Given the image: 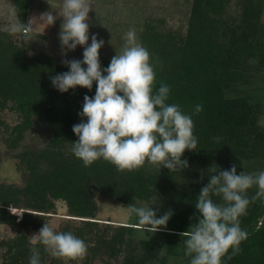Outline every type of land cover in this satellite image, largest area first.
<instances>
[{"label":"trees","instance_id":"16d2710c","mask_svg":"<svg viewBox=\"0 0 264 264\" xmlns=\"http://www.w3.org/2000/svg\"><path fill=\"white\" fill-rule=\"evenodd\" d=\"M15 2L17 21L27 24L28 1ZM263 2L194 0L185 38L175 39L171 34L160 33L152 21L145 25L142 42L155 63L154 91L161 82L168 84L171 91L167 103L178 104L194 121L198 147L197 151L184 152L182 159L188 162L202 161L216 148L230 149L238 172L245 165L264 159V129L258 125L260 107L225 96V90L242 77L244 62L259 50H254V40ZM31 48L26 46L21 50L0 38V110H16L24 120L15 127L20 129L16 140L22 138L23 130L31 123L44 119L54 138L41 156L27 152L17 156V169L30 174L24 187L0 186V225L10 227L16 234L0 243L4 249L2 264H29L34 245L26 232L39 231L45 222L56 218L58 203L67 207L70 218H65L56 231L72 232L86 242L88 251L76 260H63L46 253L44 246L37 244L42 264H98L99 261L112 264L120 258V264H150L159 258L160 251L149 239L136 238L139 228L101 221L98 197L126 205L136 199L146 200L161 182L171 183L175 172L168 170L167 175L157 176L146 165L121 172L103 160L86 167L72 153L65 156L52 150L51 147L64 142L72 147L71 143L78 140L73 126L82 120L79 113L84 96H94L97 85L94 82L91 90L77 87L67 93L59 92L51 78L69 71L65 60H52L45 54L31 59L27 55ZM109 63L104 61L102 68ZM197 104L203 106L199 114L194 112ZM46 160L52 164L51 168L42 171L37 165ZM254 194L248 192L249 197ZM212 198L221 201L220 197ZM240 222L248 238L241 243L238 255L230 260L225 257V264H264V200L251 203ZM182 229L179 231L183 232ZM169 248L172 254V246ZM145 251L150 253L143 255ZM166 260L159 262L166 264Z\"/></svg>","mask_w":264,"mask_h":264},{"label":"clouds","instance_id":"9594fccd","mask_svg":"<svg viewBox=\"0 0 264 264\" xmlns=\"http://www.w3.org/2000/svg\"><path fill=\"white\" fill-rule=\"evenodd\" d=\"M90 10L89 0H62L59 13L63 17L59 33L62 50L74 51L77 46H83L84 50L82 60L64 61L69 71L52 77L53 87L67 93L77 87L91 90L94 82L97 85L94 96H84L79 113L82 120L73 126L78 140L71 143L72 154L86 167L103 160L121 172L147 164L180 173L189 166L182 159L184 152L197 151L198 147L192 115L182 111L178 104L167 103L171 91L168 84L161 82L154 91L155 63L134 29L126 33L123 50L102 68L99 53L104 40L92 35L88 43ZM57 17L51 10L43 13L39 22L32 19L25 24L20 20L11 25V32L24 33L27 40L33 21L49 26ZM202 110L203 106L197 104L194 112L199 114ZM210 169L213 172L209 175L210 182L202 187L195 203L197 223L180 233L189 264H225V257L230 260L238 255L241 243L248 238L240 217L251 203L264 200V170L237 174L235 164L227 170L216 165ZM253 187L256 192L249 197L248 191ZM213 196L220 197L222 203L215 202ZM157 199L156 194L151 197L152 201ZM155 203L144 202L141 206L131 203L124 207L127 216L135 217L145 234L166 228L174 214L169 210L158 216L153 208ZM30 240L34 247L29 264H42L37 244L63 260H76L88 251L83 239L70 231H56L46 222Z\"/></svg>","mask_w":264,"mask_h":264},{"label":"rangeland","instance_id":"374dc122","mask_svg":"<svg viewBox=\"0 0 264 264\" xmlns=\"http://www.w3.org/2000/svg\"><path fill=\"white\" fill-rule=\"evenodd\" d=\"M97 1L100 3L98 5L103 12L99 16L97 15L99 8L98 11L96 10V14L93 12L94 10L89 12L90 38L88 43H91L92 35L104 40V46L99 53L101 64L104 61H111L116 53L119 54L123 50L124 38L130 29L135 30L139 42L143 44V35L146 32L145 25L148 21H152V24L162 34H171L175 39L185 38L189 30L194 3V0H110L109 3H107L109 0ZM45 6L43 7L45 12L50 11L47 5ZM261 13L258 34L254 40V50L257 48L259 50H256L254 56L244 62L242 77L225 90V96L227 99H244L252 105H258L261 110L258 125L264 129V2ZM38 17L40 16L38 15ZM60 17L61 15H58L57 19ZM105 19L109 21L108 24L103 23ZM112 21L116 25H111ZM16 22L17 20H15ZM11 25L13 23L10 20L0 18V38L21 50H25L26 46H32L27 53L31 59H35L41 54L48 55L52 60L64 59L70 61L83 59V46H77L74 51L62 50L59 35L56 34L61 29L59 24L54 23L48 28L40 24L44 28L33 29V32L27 34V40L24 33H12ZM9 107H11V104ZM23 122L24 120H22L16 110L11 108L0 110V186L14 185L18 188L24 187L30 174L22 172L21 168L17 169V166H15L18 163L17 156L25 152L41 156L54 138L53 131L50 129L47 120L44 119L33 122L26 128L24 127L26 130H23L22 138L16 140L20 129L16 130L15 127L21 126ZM221 139L222 137L218 138V142ZM51 148L56 152L63 153L65 156L72 153L68 142ZM234 157L230 149L216 148L213 154L207 155L204 160H192L188 162L189 166L180 173L175 172L171 183L161 182L159 187H154L151 197L156 194L158 196L157 202L152 201L151 197L146 200L136 199L133 203L136 206H141L144 202H156L153 208L157 210L158 216L169 210L173 211L174 214L169 220L167 227L155 234H145L137 226L136 218L127 216L124 207L128 205L120 201L110 200L104 196L98 197L100 205L99 217L105 223L112 221L116 225L139 228L136 238L138 240L149 239L154 244L155 249L160 251L159 258L153 259L150 264H161L159 260L161 261L163 258L167 259L166 264H189V258L184 255L183 239L180 236L182 232L179 231L180 227H183L182 231L186 232L191 225L197 223L198 213L195 203L202 187L210 182L209 175L213 174L210 168L216 165L219 169L222 167L230 169L235 164L236 158ZM50 165L52 164L46 160L39 162L37 167L42 171H46L51 168ZM146 168L157 176L167 175L168 173V169L163 167L160 170L158 166L146 164ZM258 170H264V159L256 160L248 166L245 165L243 171L254 172ZM239 173L237 171V174ZM255 189L253 187L248 192L254 194ZM219 203H222V201ZM8 210L16 214L11 208ZM58 213L59 215L55 216L56 218H53L49 223L54 230H58L66 221L65 218H70L67 216V207L62 203H58ZM182 218L185 219L184 223H182ZM37 232L35 229H30L26 233L30 239ZM15 236V232L10 227L0 225V243ZM169 246H172V254ZM3 253L4 249L0 247V264H2ZM149 253L150 251H145L143 255ZM121 262L122 258L118 262L113 261L111 263L120 264ZM98 264L104 263L99 261Z\"/></svg>","mask_w":264,"mask_h":264},{"label":"crops","instance_id":"0c3cea01","mask_svg":"<svg viewBox=\"0 0 264 264\" xmlns=\"http://www.w3.org/2000/svg\"><path fill=\"white\" fill-rule=\"evenodd\" d=\"M30 6V12L28 13V17H27V23L32 20L35 19L36 21L39 20V16L42 15V13L45 12V9H43V7H46L45 5H47L48 9H50V11L52 10L54 12V15H56V13L59 15L60 10H61V5H62V0H27ZM110 0L107 2L109 3ZM90 6H91V11L95 12L96 14V10L98 11V8L100 9L99 5L100 4L97 0H89ZM43 11V12H42ZM103 12L102 9H100L98 11V16L99 14ZM0 18L1 19H8L11 21V23H15V20H17V10H16V2L15 0H0ZM107 18V17H106ZM109 19V18H108ZM36 21H33V29L39 30L41 28H44L43 26H40V24H37ZM61 22V23H60ZM56 24H59V28H61V25L63 23V17L61 16L59 19H56L55 22ZM105 24H108L109 21H105L103 22ZM111 25H116L114 24V22H111ZM46 26V25H45ZM51 26V25H49ZM49 26H46L47 28ZM45 27V28H46ZM61 29L58 30L56 32L57 35H59ZM33 32V30L31 31ZM41 32V31H40Z\"/></svg>","mask_w":264,"mask_h":264}]
</instances>
